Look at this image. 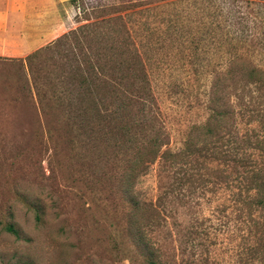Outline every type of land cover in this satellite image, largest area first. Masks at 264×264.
Listing matches in <instances>:
<instances>
[{
    "label": "rangeland",
    "instance_id": "1",
    "mask_svg": "<svg viewBox=\"0 0 264 264\" xmlns=\"http://www.w3.org/2000/svg\"><path fill=\"white\" fill-rule=\"evenodd\" d=\"M72 5L74 33L0 56V264H141L133 219L158 264H231L220 189L195 181L164 195L177 166L158 157L129 190L124 176L154 131L166 142L158 154L176 151L205 121L211 81L231 55L264 70V0ZM230 21L255 39L224 45Z\"/></svg>",
    "mask_w": 264,
    "mask_h": 264
},
{
    "label": "trees",
    "instance_id": "2",
    "mask_svg": "<svg viewBox=\"0 0 264 264\" xmlns=\"http://www.w3.org/2000/svg\"><path fill=\"white\" fill-rule=\"evenodd\" d=\"M243 17L238 15L239 19ZM230 22L222 32L224 45L237 48L246 38L255 37L251 28H231ZM207 109L205 121L188 128L176 151L164 148L158 154L166 142L160 139L158 130L148 136L144 148L133 155L124 188H131L138 167L143 169L145 161L158 157L161 164L177 166L174 181L164 195L195 181L209 191L220 189L224 193L222 199L218 197L225 218L223 232L232 239L231 264H264V70L250 65L239 54L231 55L211 81ZM188 157L193 160L188 161ZM212 160L219 167L210 166ZM135 220L129 223L130 237L145 252L141 264H158L157 255L141 232L140 220ZM4 228L16 235L11 225Z\"/></svg>",
    "mask_w": 264,
    "mask_h": 264
},
{
    "label": "crops",
    "instance_id": "3",
    "mask_svg": "<svg viewBox=\"0 0 264 264\" xmlns=\"http://www.w3.org/2000/svg\"><path fill=\"white\" fill-rule=\"evenodd\" d=\"M73 0H0V56L23 57L75 26Z\"/></svg>",
    "mask_w": 264,
    "mask_h": 264
}]
</instances>
